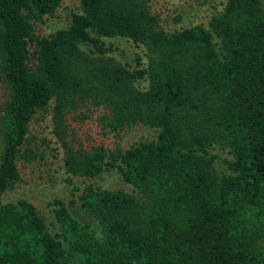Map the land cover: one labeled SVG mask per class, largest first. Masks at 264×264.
Segmentation results:
<instances>
[{"label": "trees", "instance_id": "1", "mask_svg": "<svg viewBox=\"0 0 264 264\" xmlns=\"http://www.w3.org/2000/svg\"><path fill=\"white\" fill-rule=\"evenodd\" d=\"M60 1L0 0V264H264V0L169 31L148 0H76L67 24L34 34ZM113 38L144 59L116 60ZM86 103L104 133L154 135L71 147L65 115ZM47 112L70 196L47 202L48 221L8 196ZM106 171L126 188L96 183Z\"/></svg>", "mask_w": 264, "mask_h": 264}, {"label": "rangeland", "instance_id": "2", "mask_svg": "<svg viewBox=\"0 0 264 264\" xmlns=\"http://www.w3.org/2000/svg\"><path fill=\"white\" fill-rule=\"evenodd\" d=\"M225 0H148V7L156 16L158 25L164 30H174L200 24L207 27L210 17L221 10ZM76 0H61L58 7L42 21L33 23V33L47 35L56 28L68 23L71 11H77ZM111 41L117 49L111 54L118 61L133 64L136 54H143L142 46H136L130 40L113 38ZM139 86H145V82ZM6 99V89L0 80V110ZM99 109L86 103L75 111L65 115L64 141L75 148L88 149L90 146L101 145L106 148H125L134 141L147 140L153 137V129L135 124L117 132L104 133L98 124ZM51 113L40 114L29 126L28 141L34 158L29 162L18 161L21 181L15 184L8 196L23 197L33 203L40 214L48 221L50 214L47 202L53 198L67 201L69 196L63 182L62 156L63 148L53 135ZM222 157L225 154L218 152ZM96 183L109 189H125L126 185L113 171L100 175Z\"/></svg>", "mask_w": 264, "mask_h": 264}]
</instances>
